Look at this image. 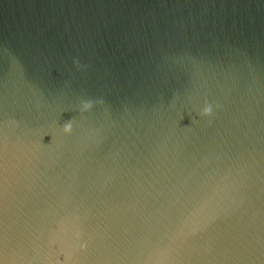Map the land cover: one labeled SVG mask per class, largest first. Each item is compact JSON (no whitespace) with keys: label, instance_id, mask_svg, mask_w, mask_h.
I'll return each mask as SVG.
<instances>
[{"label":"water","instance_id":"1","mask_svg":"<svg viewBox=\"0 0 264 264\" xmlns=\"http://www.w3.org/2000/svg\"><path fill=\"white\" fill-rule=\"evenodd\" d=\"M0 264H264V0H0Z\"/></svg>","mask_w":264,"mask_h":264}]
</instances>
